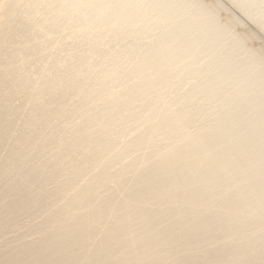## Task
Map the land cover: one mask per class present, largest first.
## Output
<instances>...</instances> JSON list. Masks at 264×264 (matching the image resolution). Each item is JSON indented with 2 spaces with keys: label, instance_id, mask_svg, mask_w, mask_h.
Returning <instances> with one entry per match:
<instances>
[{
  "label": "bare ground",
  "instance_id": "1",
  "mask_svg": "<svg viewBox=\"0 0 264 264\" xmlns=\"http://www.w3.org/2000/svg\"><path fill=\"white\" fill-rule=\"evenodd\" d=\"M250 25L264 0H0V264H264Z\"/></svg>",
  "mask_w": 264,
  "mask_h": 264
},
{
  "label": "rangeland",
  "instance_id": "2",
  "mask_svg": "<svg viewBox=\"0 0 264 264\" xmlns=\"http://www.w3.org/2000/svg\"><path fill=\"white\" fill-rule=\"evenodd\" d=\"M225 2V1H224ZM226 3V2H225ZM227 4V3H226ZM228 5V4H227ZM228 7H230V9L232 10V11H235L234 10V8H232L231 6H229L228 5ZM241 15V14H240ZM245 20V18H243V21ZM245 22L247 23V21L245 20ZM251 26V28L253 29L254 28V30H256V32H259L258 34L262 37V39L264 40V35H263V33H261L260 31H257V29H256V27L255 26H253V25H250Z\"/></svg>",
  "mask_w": 264,
  "mask_h": 264
},
{
  "label": "snow or ice",
  "instance_id": "3",
  "mask_svg": "<svg viewBox=\"0 0 264 264\" xmlns=\"http://www.w3.org/2000/svg\"><path fill=\"white\" fill-rule=\"evenodd\" d=\"M47 67V66H46ZM51 71H55V69H51Z\"/></svg>",
  "mask_w": 264,
  "mask_h": 264
}]
</instances>
